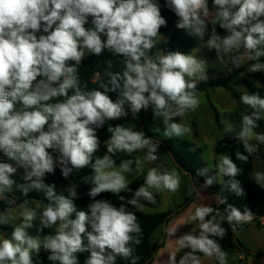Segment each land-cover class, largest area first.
I'll return each mask as SVG.
<instances>
[{
	"label": "clouds",
	"instance_id": "clouds-1",
	"mask_svg": "<svg viewBox=\"0 0 264 264\" xmlns=\"http://www.w3.org/2000/svg\"><path fill=\"white\" fill-rule=\"evenodd\" d=\"M165 7L178 18L177 29L200 40L208 34L207 45L215 49L221 62L230 57L233 67L239 68L245 59L264 57V0H212L211 8L208 0H165ZM89 16L93 18L91 28L85 27ZM162 26L167 21L158 0H0V153L14 162L0 160V199H8L6 194L15 187L25 196L31 189L43 191L52 201L39 216V204L32 207L23 202V221L13 227L10 238L0 240V264H38L34 254L38 257L41 249L49 252L47 259L52 264H79L77 254L84 252L89 253L84 264H116L117 257L131 258V264H136L133 246L141 243L142 228L127 205L142 206L141 200L155 204L153 190L175 193L181 179L175 170L150 168L144 185L119 207L95 199L105 192L120 196L122 191H131L125 175L114 170L117 152L147 149L145 159L154 161L159 146L142 131L116 125L109 127L112 135L105 142L107 152L100 157L95 155L101 144L97 131L106 121L126 116L128 110L136 118L149 107L154 117L162 118L164 135L181 137L190 131L176 118L198 106L196 82L186 77L207 79L206 61L181 51L149 55L156 46L155 38L162 36ZM217 26L226 35L218 34ZM105 49L124 57L123 71L110 73L103 91H83L79 66L86 54L99 56ZM251 71H264V63L253 64ZM69 90L74 94L69 95ZM110 91L118 93L115 101L108 95ZM240 102L252 111L230 122L226 131L248 155H256L264 145V133L254 131L264 114V98L259 93H245ZM253 136L257 143L251 142ZM248 155L236 153L245 162ZM90 163L93 174L84 178L92 184L87 193L93 201L88 211L77 209L75 186L68 189V196L57 195L56 185L45 182L46 174H55L57 168L67 179ZM133 164L139 161L123 160L119 167L131 174ZM20 169L23 183L17 184L13 176ZM208 172L204 168L198 174L207 176ZM213 172L204 187L219 183L236 197L245 195L236 179L241 169L228 154H221ZM252 178L264 186V172H256ZM217 202L226 204L227 199ZM15 203L9 200V208L0 213V224L12 218L9 213ZM224 211L233 231L237 225L251 222L254 215L250 209L241 211L231 204ZM218 214L210 205L196 208L191 220L198 221V227L176 238L179 248L188 251L179 260L173 254L171 264H201L198 254L227 264V253L213 238L226 235L217 222ZM37 219L39 224L34 223ZM33 227L39 232L54 228L55 232L32 236L28 229Z\"/></svg>",
	"mask_w": 264,
	"mask_h": 264
},
{
	"label": "rangeland",
	"instance_id": "rangeland-1",
	"mask_svg": "<svg viewBox=\"0 0 264 264\" xmlns=\"http://www.w3.org/2000/svg\"><path fill=\"white\" fill-rule=\"evenodd\" d=\"M160 1V0H158ZM214 11V10H213ZM92 17H88V23L85 27L91 28L90 23L92 22ZM221 36L226 35L224 29H222ZM101 38L106 39V37L101 34ZM164 37L158 35L155 38L156 46L151 50L149 55L155 57L157 54L163 55L161 51L158 50V46L163 43ZM191 55L197 56L200 59L206 61L205 73L207 79H216L223 78L228 75H235L234 80L230 83L231 88L235 91V93L240 96L242 94L247 93L244 82L251 83L258 87V83L254 79V75L257 72L251 71V66L257 62L262 63V59L259 61L256 60H248L245 59L241 67L234 68L231 63L230 57H224L223 62L217 59V53L215 49H210L206 44L197 48L196 50L189 53ZM90 55L85 56L84 60H89ZM111 61V67L108 66V62ZM124 57L114 54L113 52L105 49L103 53L99 56L94 55L92 58V63L96 70L95 78L97 79L101 75L111 73V72H122L124 68ZM72 64V61L69 62ZM264 73V71H259ZM195 80L196 84L200 81L198 78H188ZM205 79V80H207ZM118 98V96H117ZM196 99L198 100V106L193 109H188L184 112L183 116L177 117L176 122L181 123L185 127L189 128L190 131L184 134L181 137H169L164 135L165 126L163 124L162 118L154 117L152 108L149 107L147 110H141L138 114V117L133 118L132 113H130L127 117L114 120L107 123V128L116 125H122L127 127L133 131H142L146 137L151 138V140H157L158 142L167 141V140H176L187 142L192 146L189 148V152L195 153L199 162L201 163V169L208 168L211 176L214 175V170L216 169L221 154H228L230 156V145L220 146L219 155H215L214 149L216 145L223 139L233 136L226 131L227 127H231L232 124L230 122H237L240 119V115L242 113H250L252 110L244 105L246 110L240 111L236 107L234 100L230 97L229 93L223 89H215L213 91L208 90L207 92H199L196 93ZM52 102H56L53 100ZM211 106L214 107L217 115H218V124L215 118L214 112L211 110ZM20 108V105L17 104V109ZM127 110V105H125ZM130 112V111H129ZM144 112L146 115V121L143 125ZM261 121L264 123V114H262ZM159 128V132L154 131V129ZM105 142H101L100 148L98 152L95 154L97 156L102 157L107 152V148L105 146ZM154 142V141H153ZM252 143H257L255 137L252 138ZM157 143V142H156ZM159 145V144H158ZM147 149L137 150L131 154L117 152L113 159L116 164V168L114 170L122 172V174L126 177L127 184L140 176L142 173H145V177L150 168H157L160 171L163 170H175L180 176L181 183L178 191L175 193L163 190V191H154L156 203L151 204L147 201L141 200L139 207H134L138 212L144 214H156V213H164V212H174L178 210L190 197H192V193L194 194V189L185 176L182 174L180 170H178V166L170 157V154L166 153L162 148L158 146L156 155L157 159L154 161H147L145 159ZM95 155L93 159H95ZM132 159L138 160L139 164H133L134 171L129 173H124L123 170L119 167L121 161ZM0 160L7 161L6 158L0 153ZM13 163V162H10ZM253 166L254 173L256 172H264V145L260 146V150L258 154L253 155ZM113 169H109L111 171ZM23 170L20 169L16 175L13 176V179L17 182V184L23 183ZM145 183V182H144ZM219 185V183H216ZM144 185V184H143ZM201 190L194 197L192 201L180 212L176 213L174 217L170 219V222L167 223L166 229L162 230L161 228L157 229V232L154 233L153 238L151 240L155 246L156 254L157 250H159L153 259L152 264H171L170 257L175 254L177 260L181 256L184 255L187 249H180L177 244V239L179 236L190 232L193 228L198 227V221H192L191 217L194 214L196 208L203 204L214 206L219 200L218 196L207 190L203 185H200ZM264 188V186H262ZM20 192V190L14 187L12 193L6 194L7 196L13 198L16 203L12 206V211L9 213L10 218L6 224H0V240L3 238H10L11 233L13 231V227L23 221V217L21 213L23 212V202L25 200H20L16 198V193ZM29 206L35 207L36 204H39V208L37 209V213L44 210L46 206L36 201H27ZM219 204V203H218ZM35 224H39V219L34 221ZM90 230V229H89ZM28 232L32 236H44L49 234H54L55 229H47L45 228L43 232H39L36 227L28 229ZM174 233V234H173ZM160 235L159 240L155 241L156 237ZM198 234V233H196ZM164 238L163 245L159 248V244L161 240ZM248 243L247 246H253L254 244H258V248L261 252H264V228H257L254 225H251L249 231H247L243 237ZM236 240L241 245V241L238 237ZM86 242V241H85ZM157 243V244H156ZM247 251L253 252L251 249H246ZM47 251L41 249L40 254L46 253ZM257 252V251H256ZM254 252V253H256ZM227 253V264H264L262 261L256 260L253 256H244L241 254V258H239V254L237 250L226 251ZM262 254V253H257ZM203 256V255H202ZM200 257L201 264H217L218 260L215 257ZM264 256V253H263ZM86 257H79V264H84V260ZM38 264H52L51 261L38 262Z\"/></svg>",
	"mask_w": 264,
	"mask_h": 264
},
{
	"label": "trees",
	"instance_id": "trees-1",
	"mask_svg": "<svg viewBox=\"0 0 264 264\" xmlns=\"http://www.w3.org/2000/svg\"><path fill=\"white\" fill-rule=\"evenodd\" d=\"M161 5V14L167 21V26H162L160 28V33L164 37L163 43L158 46V50L162 52L163 55L167 54L169 51H181L184 53H191L192 51L196 50L197 48L201 47L202 45L206 44L208 41V34L205 35L204 40H200L199 38L192 37L188 35L184 30L177 29L175 27L178 18L175 14L170 11L167 7H165V0L158 1ZM209 7H212V0H208ZM214 10V9H213ZM91 26H94L92 22L90 23ZM218 34L222 33V29L217 26ZM159 35V34H158ZM94 55L90 54L89 60H83L82 64L79 66L77 75L80 81V87L83 91H92V90H100L103 91V87L108 84L110 79V73L101 75L97 79L95 78L96 70L92 63V58ZM262 63H264V57H261ZM74 62H72L73 64ZM115 73V72H111ZM235 75H228L223 78H216V79H207V80H200L196 85V93L199 92H207L208 90H215V89H223L227 91L234 100L236 107L240 111L246 110L244 105L240 102V98L235 93V91L231 88L230 83L234 80ZM254 79L258 83V87L244 82V87L247 91V94L251 93H259L262 98H264V73L257 72L254 75ZM74 94V90H69V95ZM110 98L115 101L117 99L118 93L114 91L108 92ZM59 100H64L65 97H59ZM211 110L214 112L215 118L218 124V115L211 106ZM130 110H128L129 112ZM247 111V110H246ZM249 113V112H248ZM106 121L103 128L97 131L98 138L100 142H104L109 140L112 133L108 131ZM258 127L254 130L255 133H264V123L259 120L257 121ZM230 145V157L232 158L233 162L237 165L238 168L241 169L240 174L236 177V179L241 181L242 187L244 188L245 195L241 197H236L233 193H231L227 188H222V185H218L213 183L209 187H205L207 190L211 191L215 195L218 196L219 200L226 198V204H219L218 211L219 214L217 215V219L223 217L220 220L222 227L226 229V235L223 239L213 237L217 239L220 243L222 249L226 251L230 250H237L238 252L244 254V256H249L250 253L246 249L242 247L239 243V247H237L233 241L231 232L234 234L246 230L250 224H241L237 225L235 231H233L232 226L228 224L226 221V213L224 209L227 207L228 204H231L241 211H244L245 208L250 209L252 212L257 213L259 216L264 217V188L261 185H258L254 179L252 178L254 175V164H253V155H248L245 152L242 144L234 138V136L225 138L221 140L215 147L214 152L215 155H219L220 153V146ZM192 145L187 142H180V141H162L159 144V147L162 148L167 154H170L172 160L178 166V170L183 173L186 172L185 176L189 179V175L192 177V181L195 186L199 188L200 185L205 184V180L207 176H211L210 174L199 175V171L201 168V163L199 162L197 155L195 153L189 152V148ZM241 152L245 155H248L247 162L241 161L237 158L236 153ZM55 155V153L53 154ZM93 159V158H92ZM94 160V159H93ZM11 162V161H10ZM14 163V162H13ZM91 163L83 169L74 170L73 173L65 179L61 175V171L59 168L55 170V174H46L45 182L47 184H55L56 185V193L57 195L63 194L68 196V189L75 186L77 189V198L74 200V203L78 210L88 211V205L93 202L92 198H90L87 193L92 187L91 181L89 180L87 183L84 182V178L92 176V169ZM145 182V173H142L140 176L132 180L128 183L129 188L131 191L127 192L122 191L120 196L125 197V201L120 200V196L113 195L110 192H105L99 194L95 199L99 200H108L112 202L115 206L119 207L122 202H126L127 199L132 198L136 189L142 186ZM193 195V193H192ZM16 198L25 201H36L44 206L47 207L49 201L45 198V194L43 191H38L35 189L29 190L27 195L25 196L21 191L16 193ZM12 207V206H11ZM9 208V201L8 200H0V213H3L5 209ZM128 211L134 212L138 218V222L142 228V233L140 234L141 243L139 245H134L133 257L136 259V264H145L148 261L154 252L155 246H151L150 240L154 232L163 226L164 223H168L170 218H167L169 213H156V214H144L138 212L133 206L127 205ZM211 215H216V212L210 214L208 219H211ZM74 218V216H73ZM157 244V243H156ZM163 242L160 244L162 245ZM49 252L43 253L35 257L34 259L37 262H45L49 261L47 259ZM89 253H78L77 256L79 257H87ZM200 257L203 254H198ZM256 260H260L258 257L253 256ZM261 261V260H260ZM116 264H131V258L123 259L117 257ZM218 264V263H217Z\"/></svg>",
	"mask_w": 264,
	"mask_h": 264
},
{
	"label": "water",
	"instance_id": "water-1",
	"mask_svg": "<svg viewBox=\"0 0 264 264\" xmlns=\"http://www.w3.org/2000/svg\"><path fill=\"white\" fill-rule=\"evenodd\" d=\"M130 113H131V111L128 112V114H127L126 116H122V117H120L119 119H114V120H120V119H123V118L127 117ZM114 120H109L108 122H110V121H114ZM145 121H146V115H145V112H144L143 125H144ZM142 131H143V129H142ZM153 141H154V142H157L158 144H161V143H162V142H158L157 140H153ZM9 163H10V162H9ZM183 173L186 174V172H184V171H183ZM189 179H190V183H191V185H192V187H193V189H194V194H193L192 197H190V199H188V200L186 201V203H184V205H182L178 210H176V211H174V212H170L167 218H172L176 213L182 211V210H183V209H184V208L190 203V201H192V200L194 199V197L197 195V193H198V189H199V188H198L197 186L194 185V183H193V181H192V177H191L190 175H189ZM12 199H13V198H11V197L8 196V199H0V200H8V201H9V200H12ZM13 206H14V205H13ZM166 225H167L166 223L163 224V226H162L163 230L166 229ZM231 235H232V238H233V241H234L235 245H236L237 247H239V244H238V241L236 240L235 234H234L233 232H231ZM249 253L252 254L253 256L258 257V258L264 263V256H263V255H260V254L254 253V252H250V251H249ZM152 256H153V255H152ZM151 260H152V257H151L148 261H146L145 264H149Z\"/></svg>",
	"mask_w": 264,
	"mask_h": 264
},
{
	"label": "crops",
	"instance_id": "crops-1",
	"mask_svg": "<svg viewBox=\"0 0 264 264\" xmlns=\"http://www.w3.org/2000/svg\"><path fill=\"white\" fill-rule=\"evenodd\" d=\"M201 190V187L199 186V189H198V193H199V191ZM197 193V194H198ZM220 204V203H219ZM219 204H218V202L214 205V206H212L214 209H218V207H219ZM164 213H169V212H164ZM176 215V214H175ZM174 215V216H175ZM173 216V217H174ZM223 217H220V218H218L217 219V222H219L220 223V220L222 219ZM171 219V218H170ZM169 222H170V220H169ZM168 222V223H169ZM251 225H253V224H251ZM251 225L246 229V230H244V231H241V232H238V233H236L235 234V237H238L239 239H240V241H241V245H242V247L244 248V249H251L253 252H256V253H262L261 255H263V253L264 252H261V250L258 248L259 246H258V244H254L253 246H247L248 245V243L246 242V240L243 238L244 237V235H245V233L247 232V231H249L250 230V228H251ZM254 226H256V225H254ZM257 228H264V227H260V226H256ZM161 229L163 230V228L161 227ZM155 232H157V230L155 231ZM154 232V233H155ZM154 235V234H153ZM153 235H152V237H151V240H152V238H153ZM159 237H160V235L158 234V236L156 237V239H155V241H158L159 240ZM151 240H150V244H151V246H153V244L154 243H152L151 242ZM164 243V238L161 240V243ZM160 243V244H161ZM159 244V248L163 245H160ZM159 250H157V252H158ZM154 252H155V250H154ZM154 252H153V256H152V260L150 261V263L149 264H152V262H153V259H155V256H156V254H157V252H156V254L154 255ZM238 252V251H237ZM238 254H239V258H241V255H240V252H238ZM242 254V253H241ZM250 256H253L252 254H250ZM202 257H204V255L202 256ZM246 257V256H245Z\"/></svg>",
	"mask_w": 264,
	"mask_h": 264
},
{
	"label": "built area",
	"instance_id": "built-area-1",
	"mask_svg": "<svg viewBox=\"0 0 264 264\" xmlns=\"http://www.w3.org/2000/svg\"><path fill=\"white\" fill-rule=\"evenodd\" d=\"M253 219L251 220V222L248 223H243V224H253L256 226H260V227H264V217L259 216L257 213L253 212Z\"/></svg>",
	"mask_w": 264,
	"mask_h": 264
}]
</instances>
